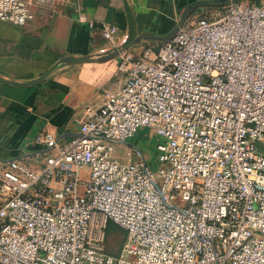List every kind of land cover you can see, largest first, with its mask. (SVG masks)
<instances>
[{
  "label": "built area",
  "instance_id": "2783aa9c",
  "mask_svg": "<svg viewBox=\"0 0 264 264\" xmlns=\"http://www.w3.org/2000/svg\"><path fill=\"white\" fill-rule=\"evenodd\" d=\"M28 5L0 0V20L29 24ZM118 71L125 85L74 138H37L41 166L0 165V264H264V3L188 21ZM141 128L162 138L157 171L138 147L117 155ZM109 221L125 232L118 256Z\"/></svg>",
  "mask_w": 264,
  "mask_h": 264
},
{
  "label": "crops",
  "instance_id": "0c3cea01",
  "mask_svg": "<svg viewBox=\"0 0 264 264\" xmlns=\"http://www.w3.org/2000/svg\"><path fill=\"white\" fill-rule=\"evenodd\" d=\"M20 1L29 4L35 19L25 26L0 20V74L9 79L34 80L63 58L97 56L116 48L104 39L100 24L118 28V47L126 41L123 0H51L49 6L36 0ZM129 1L139 33L164 36L173 30L187 6L201 0ZM261 3L264 0L257 4ZM89 21L96 26L90 27ZM162 44L142 41L129 52L140 56L147 46ZM119 60L120 56L63 64L34 87L0 83V165L20 160L41 166L50 152L37 143L39 136L51 134L61 142L74 138L81 123L102 107L105 92L125 85L126 77L118 71ZM129 146L123 148L125 152L135 148ZM82 176L87 180L89 171L83 170Z\"/></svg>",
  "mask_w": 264,
  "mask_h": 264
},
{
  "label": "water",
  "instance_id": "95a60500",
  "mask_svg": "<svg viewBox=\"0 0 264 264\" xmlns=\"http://www.w3.org/2000/svg\"><path fill=\"white\" fill-rule=\"evenodd\" d=\"M239 1L241 0H201L194 2L185 8V10L181 14L179 22L176 24V26L173 28L171 32H169L164 36H156L149 32L139 33L136 23V18L130 6V1L123 0L124 11L128 21V35L126 41L121 46L113 48L112 50L97 56H86L81 58H75V57L63 58L60 62L55 64L52 68H50L40 77L30 81L21 82V81L9 79L3 76L2 74H0V83L13 87H34L43 83L57 68H59L63 64L79 65L83 63L99 62L104 59L107 60L114 59L119 57L123 53L129 52L134 46H136L142 41L165 43L171 40L177 34V32L185 26V24L188 22V18L198 9L228 7L233 4H236Z\"/></svg>",
  "mask_w": 264,
  "mask_h": 264
},
{
  "label": "rangeland",
  "instance_id": "374dc122",
  "mask_svg": "<svg viewBox=\"0 0 264 264\" xmlns=\"http://www.w3.org/2000/svg\"><path fill=\"white\" fill-rule=\"evenodd\" d=\"M226 8L198 9L188 18V21L192 22L199 18H210L222 15L225 13ZM161 142L162 138L145 128H141L134 137L127 141L130 146L138 147L144 152L147 163L153 171H157L161 167L159 162L160 153L157 148ZM117 155L122 158L125 155V150L119 148ZM124 241L125 232L113 222L109 221L106 229V250L112 255L118 256L121 253Z\"/></svg>",
  "mask_w": 264,
  "mask_h": 264
},
{
  "label": "trees",
  "instance_id": "16d2710c",
  "mask_svg": "<svg viewBox=\"0 0 264 264\" xmlns=\"http://www.w3.org/2000/svg\"><path fill=\"white\" fill-rule=\"evenodd\" d=\"M251 1H253V2H255V3H260V0H251ZM199 19H203V18H199ZM147 47H150V46H147ZM158 48H160V47H158ZM158 48H155V47H154V49H158Z\"/></svg>",
  "mask_w": 264,
  "mask_h": 264
}]
</instances>
